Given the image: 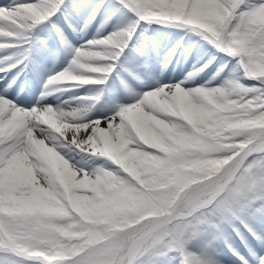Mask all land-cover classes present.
Instances as JSON below:
<instances>
[{"label":"snow or ice","instance_id":"1","mask_svg":"<svg viewBox=\"0 0 264 264\" xmlns=\"http://www.w3.org/2000/svg\"><path fill=\"white\" fill-rule=\"evenodd\" d=\"M0 264H264V0H0Z\"/></svg>","mask_w":264,"mask_h":264},{"label":"rangeland","instance_id":"2","mask_svg":"<svg viewBox=\"0 0 264 264\" xmlns=\"http://www.w3.org/2000/svg\"><path fill=\"white\" fill-rule=\"evenodd\" d=\"M61 98H63V97H61Z\"/></svg>","mask_w":264,"mask_h":264}]
</instances>
